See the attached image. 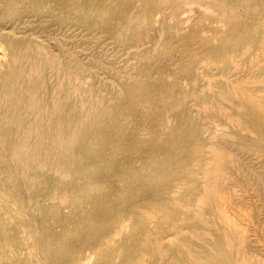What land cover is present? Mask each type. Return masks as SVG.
<instances>
[{
    "label": "bare ground",
    "instance_id": "6f19581e",
    "mask_svg": "<svg viewBox=\"0 0 264 264\" xmlns=\"http://www.w3.org/2000/svg\"><path fill=\"white\" fill-rule=\"evenodd\" d=\"M195 1L203 5L205 3V0ZM209 1L218 5L223 19L230 12L236 13V6L245 8L255 16L238 19L230 27L232 36L223 37L220 43L210 47L209 54L213 63L226 77L223 81L219 82L212 71L206 70L209 80L205 86H201V69L186 63H181L180 72L193 84L190 88L165 81L163 77H160L159 82L146 81L144 76L127 80L126 90L141 93L147 110L166 107L174 111L178 106L185 107L189 97L194 98L201 107L199 114L189 109L180 111L171 124L153 117L147 137H144V131L127 133L124 129L129 119L141 117L135 113V109H138L136 104L128 98L121 96L111 104L106 103L103 95L93 93L91 83L84 80L76 64L63 62L45 46L27 42L26 38L8 39V48L11 50L0 57L1 196L8 194L12 205H17L21 200L22 191L18 185L13 181L7 182L12 178L13 170L5 174L11 159L16 161L17 175L25 179L29 177L25 173L30 168H35L40 174L53 171L57 188L48 194L58 203L57 206L60 204V211L62 203H70L73 207L72 204H77L75 198L79 195L74 196V191L69 192L68 179L77 176L76 171L82 168L86 176L77 185L86 186L90 180L88 170L92 165L97 162L107 163L110 158H118L120 151H124L123 167L127 172L125 187L116 196L103 189L88 196L86 201L94 204L99 212L94 217H84L85 226L81 231L69 227L59 234L51 233L56 246H45L46 252L50 253L51 264H71V259L67 260L63 250L70 246L73 236L79 231L82 232L85 246L96 247L99 259L105 251H116L119 246L107 240L112 234L110 226L115 222L120 223L118 232L123 237L122 246L128 250L126 261L130 264H149L146 259L148 255L155 257L154 264H257V259L235 243L237 238L240 239V232L226 223L225 226H219L217 221L218 217H222L221 198L227 194L235 195L239 184L245 186L254 182L256 188H259L258 192H264L263 170L253 171V165L247 168L248 158L244 160L240 155L238 158L240 149H247L249 152V148L251 150L254 145L240 140L236 147H232L235 144L232 133L223 130L220 134H207L206 131L215 122L214 119L222 115L242 128L252 126L264 134V96L254 98L253 90L234 84L235 80L226 75L244 72L243 68L234 64L235 54L242 47H264V28L253 20L264 16V0ZM144 2V16L122 15L135 32L148 34V24L153 22V14L157 11L172 16L170 20L169 15V20L162 24L163 27L181 25L178 14L173 10L178 4L176 0ZM30 11L38 12L39 8L31 5ZM79 20L88 28L113 26L92 15L90 7ZM194 34L195 31H191L187 37L191 40ZM168 44L169 42L166 45ZM178 44L182 58H186L190 42L178 41ZM250 64L251 67L244 72L243 78L252 72L253 64ZM47 66L53 68L57 76L53 88L49 90L52 96L50 101L46 98L48 94L45 91L48 80L44 69ZM151 66L153 65L146 68ZM153 90L160 91V96L154 98ZM76 94L77 99L71 105L66 104V100ZM238 95L244 102H237ZM223 102L236 108L247 104L250 110L235 111V107H230L231 111H223ZM247 118H252L253 122H248ZM231 157L233 163L230 164ZM95 160L96 162H92ZM134 162L139 165L136 166L139 169L136 176L128 172ZM77 164L80 165L79 170L73 169ZM239 172L244 177H240ZM145 192L151 195L142 200L137 198ZM39 194L40 192L37 193ZM122 198L126 201H122ZM117 201L122 209L134 207L125 214L129 217L128 220L124 221L123 214L117 216L115 210H112L111 205H116ZM139 210L143 212L142 215H139ZM23 224L20 223L19 226ZM136 227L138 229L134 230ZM15 228L14 231L17 230ZM10 237L12 238L11 235ZM0 240L8 247L10 240L2 230ZM12 240L18 241V236L14 235ZM58 244L62 245L60 251ZM75 254V259L82 256L80 251Z\"/></svg>",
    "mask_w": 264,
    "mask_h": 264
},
{
    "label": "rangeland",
    "instance_id": "374dc122",
    "mask_svg": "<svg viewBox=\"0 0 264 264\" xmlns=\"http://www.w3.org/2000/svg\"><path fill=\"white\" fill-rule=\"evenodd\" d=\"M176 1L178 4L173 10L178 14L181 25L163 27L162 24L169 20L170 14L157 11L153 14V22L148 24L149 33L145 34L135 32L128 26L127 18L122 16L123 14L144 16L142 13L146 5L144 0H0V57L11 50L8 48L9 38H26L27 42L45 46L58 55L63 62L76 64L84 80L91 83L93 93L103 95L106 103L111 104L118 97L124 96L136 104L138 109H135V113L141 117L136 120L129 119L124 129L127 133L144 131L143 135L147 137L153 117L161 118L162 122L167 121L171 124L176 120L180 111L189 109L193 113L199 114L201 107L194 98L189 97L185 107L178 106L177 110L174 111L168 110L166 107L153 111L147 110L143 105L144 97L141 93L126 90L127 80L132 77L144 76L146 81L159 82L160 77H163L165 81L179 83L190 88L193 84L186 75L180 72L181 63H186L201 69L199 73V83L203 84L201 86H205L209 80V76L205 73L206 70L212 71V74L218 77L219 82H221L226 77L213 63L209 54L210 47L220 43L223 37L230 36V27L238 19L255 16L245 8L236 6V13L230 12L223 19L221 9L216 3L209 0H205L204 5L195 0ZM227 1L230 2L231 0ZM31 5L37 6L39 11H30ZM89 7L92 15L112 24V28L86 27L79 18L89 10ZM171 18L170 15V20ZM253 20L264 28V16L261 15L260 18ZM191 31H195V34L190 40L187 35ZM178 41L190 42L186 58H182ZM168 42L171 45H166ZM250 63L253 64L252 72L243 78L244 72L251 67ZM234 64L243 68L244 72L232 75L226 73V75L235 80L234 84L253 90L255 92L254 98H262L264 96V68H262L264 66V47L250 45L242 47L235 54ZM148 65L153 66L146 68ZM44 75L48 80V86L45 89L48 94L46 98L50 101L52 96L49 90L53 88L57 76L53 68L49 66L44 69ZM160 94L158 90L152 92L154 98ZM77 97V94L70 96L66 100V104L71 105ZM221 99L223 101L222 97ZM236 100L239 103L244 102L239 95ZM223 104L225 106L223 111H231L230 107H235L229 103L223 102ZM249 110L250 106L247 104L239 105V108L235 107V111L248 112ZM224 117L222 115L216 117L215 122L210 125L206 133L216 132L220 134L226 130L233 134L232 139L235 144H232V147H236L240 140L254 145L251 150L249 148V152L247 149H240L238 158L239 155L244 160L248 158L246 163L249 167L247 168L253 165L251 170H260L261 172L262 169L264 173V134L259 132L258 128L254 129L252 126L242 128L238 123ZM247 121L252 123L253 119L247 118ZM255 149L258 152H263L258 153ZM240 151L241 154H239ZM123 153V150L120 151L118 158H110L107 163L97 162L92 165L88 170L90 180L86 186L78 187L77 185L86 176L83 169L79 170L78 168L82 162H79L77 167L74 166L73 169L79 171H76L77 176L68 179L70 182L68 181L67 184L70 189L69 192L74 191V196L79 195L75 198L77 204L74 202L72 207L70 203H62L61 211L60 204L58 208V203L56 204V201L48 194L57 188L53 171L48 170L40 174L35 168H30L25 173L29 177L25 179L17 175L16 161L10 159L5 174H9L13 170V175L7 182L16 183L22 193L20 195L21 200L17 205L11 204L8 194L0 195V230L10 240L8 247L4 246L0 240V264L13 262L17 264H51L49 261L50 253L46 252L47 247L45 248L50 244L52 247L56 246L55 242L53 244L55 240L51 233L59 234L69 227L81 231V228L85 226L83 222L86 221L85 218L89 215L94 217L99 212L94 204L86 201L88 196L98 189H103L106 193L110 192L116 196L125 187L127 172L123 167ZM232 156L235 158L234 155ZM233 157H231L230 164L233 163ZM251 161L253 162L251 163ZM92 162H96V160ZM136 166L139 165L134 162L128 171L134 176L139 173ZM239 174L237 173L240 177H244L242 172ZM251 183L245 186L239 184L236 192H234L235 195L227 194L221 198L223 203L222 219L218 217L217 221L219 226L227 224L239 231L240 239L237 238L235 243L241 245L240 248L245 249V252H248L255 260L257 259V264H264V192L260 190L261 193H259L256 184ZM38 192H40L39 195H37ZM150 195L149 192H145L137 198L142 200ZM121 200L126 201L125 198ZM118 205V201L116 205H111L112 210H115L117 216L123 214L122 219L124 221L128 220L129 217L125 214L134 207L122 209ZM158 207L160 206L158 205ZM74 208L75 211H73ZM138 213L139 215L143 214L140 210ZM222 220L224 221L222 222ZM20 223L24 224L20 227ZM119 224V222H115L110 226L112 234L107 238L119 246L116 251H105L99 259L96 247L85 246L82 232L79 231L73 236L70 246L63 250L67 260L71 259V264H130L126 261L128 250L122 246L123 237L118 232ZM15 227H17L16 231H14ZM137 229V227L134 228V230ZM10 235L12 238L17 235L19 240H12ZM43 240L46 244H43ZM76 244L78 245L74 246ZM238 245L236 244V249ZM61 247L62 245L58 244V251L61 250ZM79 251L82 256L75 259L77 255L75 253ZM146 259L149 264H154V256L148 255Z\"/></svg>",
    "mask_w": 264,
    "mask_h": 264
}]
</instances>
